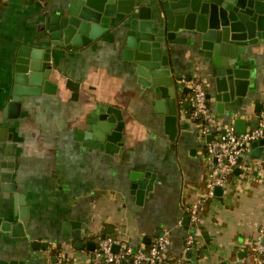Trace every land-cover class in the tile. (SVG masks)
I'll list each match as a JSON object with an SVG mask.
<instances>
[{
  "label": "crops",
  "instance_id": "obj_1",
  "mask_svg": "<svg viewBox=\"0 0 264 264\" xmlns=\"http://www.w3.org/2000/svg\"><path fill=\"white\" fill-rule=\"evenodd\" d=\"M65 1L0 0V217L13 219L14 192L2 187L5 164L13 165L12 182L25 194L29 210L25 236L0 228V259L49 264L56 259L49 251L51 241L56 247L70 242L65 251L69 256L81 251L63 232V222L74 220L81 225L83 239L96 244L98 235L105 234L148 245L168 232L173 260L184 253L192 264H254L248 241L264 224V158L251 156L250 146L241 161L247 168L238 165L220 193L205 196L209 181L205 142L188 111L191 78L207 79L209 90L210 75L195 65L186 46L175 45L169 52L172 75L182 76L175 79V139L165 130V114L155 109V95L137 80L122 50L107 40L80 49L53 46L44 51L50 79L57 83L55 92L29 95L19 116H2L12 96L11 69L17 49L21 44L41 50L49 47L47 18ZM245 57L251 79L248 96L233 115L222 118L231 123L235 116H243L248 127L264 102V38L251 45ZM211 101L216 109L215 100ZM109 105L120 108L126 122L124 143L113 153L78 137L87 119ZM134 170L156 174L153 189L142 203L131 192ZM193 204L201 215L195 229L200 246L188 255L184 234L190 224L187 209ZM34 239L47 242V247H32Z\"/></svg>",
  "mask_w": 264,
  "mask_h": 264
},
{
  "label": "water",
  "instance_id": "obj_2",
  "mask_svg": "<svg viewBox=\"0 0 264 264\" xmlns=\"http://www.w3.org/2000/svg\"><path fill=\"white\" fill-rule=\"evenodd\" d=\"M46 28L49 47L41 50L21 44L17 49L11 69L12 96L3 108L4 118L19 116L22 101L29 95L55 92L57 83L50 79L51 66L43 59L44 51H51L53 46L80 49L107 40L122 50L123 58L131 61L137 80L148 88L150 95H155V109L165 114V130L175 139L178 131L175 79L181 80L182 76L172 75L169 52L175 45L186 46L194 55L195 65L210 75L207 95L215 100L216 111L223 118L233 115L248 96L251 82L249 68L244 66L245 55L251 45L264 38V0H153L148 4L138 0H67L48 16ZM232 123L238 132H244L248 125L243 116H235ZM125 124L122 110L109 105L87 119L85 128L78 130V137L85 144L113 153L124 143ZM212 136L210 133L207 138ZM250 146L251 156L264 158V139L254 140ZM3 166L2 187L14 192V206L13 219L0 217V228L25 236L27 199L12 182L13 165ZM238 170L236 167L235 172ZM130 178L131 192L142 203L153 189L156 174L134 170ZM223 187L216 186L215 192L220 193ZM63 232L72 237L77 249L92 250L96 246L94 240L83 239L79 222L64 221ZM31 246L46 248L47 242L34 239ZM0 264H26V261L1 258Z\"/></svg>",
  "mask_w": 264,
  "mask_h": 264
},
{
  "label": "built area",
  "instance_id": "obj_3",
  "mask_svg": "<svg viewBox=\"0 0 264 264\" xmlns=\"http://www.w3.org/2000/svg\"><path fill=\"white\" fill-rule=\"evenodd\" d=\"M190 81L192 96L188 115L197 121V135L205 142L203 158L209 170L205 196L210 197L215 194L216 186L227 183L238 165L247 168L245 162L241 164V161L249 151L251 142L264 139V102L262 109L255 116L254 125L248 126L244 132H238L233 123H225L212 106V101L207 95L208 80L193 76ZM210 133H213V136L208 139ZM187 211L190 224L184 234L185 251L198 249L200 246L195 233L201 219L198 205L193 204ZM51 243L49 251L55 253L56 259L49 264H192L184 253L174 260L171 258V236L168 232L155 237L148 245H135L130 240L115 235H98L94 249H83L71 256L65 253L70 242L60 247H56L53 241ZM248 245L254 264H264V224L260 225L258 233L249 239ZM114 246L117 247L116 250Z\"/></svg>",
  "mask_w": 264,
  "mask_h": 264
}]
</instances>
